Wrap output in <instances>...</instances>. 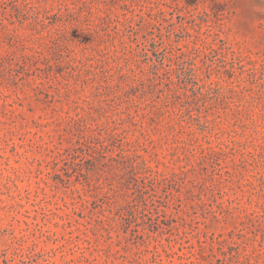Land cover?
Wrapping results in <instances>:
<instances>
[{
  "label": "rangeland",
  "instance_id": "obj_1",
  "mask_svg": "<svg viewBox=\"0 0 264 264\" xmlns=\"http://www.w3.org/2000/svg\"><path fill=\"white\" fill-rule=\"evenodd\" d=\"M0 264H264V0H0Z\"/></svg>",
  "mask_w": 264,
  "mask_h": 264
}]
</instances>
